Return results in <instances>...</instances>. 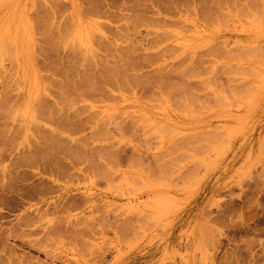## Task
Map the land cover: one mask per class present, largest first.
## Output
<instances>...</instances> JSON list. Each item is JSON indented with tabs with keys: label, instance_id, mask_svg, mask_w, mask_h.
I'll return each mask as SVG.
<instances>
[{
	"label": "rangeland",
	"instance_id": "1",
	"mask_svg": "<svg viewBox=\"0 0 264 264\" xmlns=\"http://www.w3.org/2000/svg\"><path fill=\"white\" fill-rule=\"evenodd\" d=\"M263 10L0 0V264H264Z\"/></svg>",
	"mask_w": 264,
	"mask_h": 264
},
{
	"label": "bare ground",
	"instance_id": "2",
	"mask_svg": "<svg viewBox=\"0 0 264 264\" xmlns=\"http://www.w3.org/2000/svg\"><path fill=\"white\" fill-rule=\"evenodd\" d=\"M257 1H258V0H257ZM258 6H259V5H258ZM259 8H260V7H259ZM263 11H264V10H263ZM258 14L261 15L260 13H258ZM27 20H28V19H27ZM3 22H4V21H3ZM90 28H91V27H90ZM91 29H92V28H91ZM7 32H8V31H7ZM85 33H86V31H85ZM88 33H89V32H88ZM90 33H91V32H90ZM29 35H30V34H29ZM75 35H76V34H75ZM87 35H89V34H87ZM76 37H77V36H76ZM80 37H82V36H80ZM80 37H79V38H80ZM73 38H75V37H73ZM74 40H75V39H74ZM76 40H77V39H76ZM79 40L81 41L80 43H82V44H83L84 42L86 43V41H83V42H82L81 38H80ZM72 42H73V41H72ZM77 42H78V41H77ZM77 42H76V43H77ZM74 43H75V42H74ZM74 43H73V44H74ZM3 44H5V43L3 42ZM28 44H29V43H28ZM82 44H80V45H82ZM80 45H79L78 47H76L77 50H79ZM85 45H86V44H85ZM87 45H88V44H87ZM4 46H5V45H4ZM82 46H83V45H82ZM14 47H15V46H14ZM16 47H17V46H16ZM84 47H85V46H83L82 48H84ZM0 48H1V47H0ZM82 48L80 47V50H83ZM88 48H89V47H88ZM108 48H109V47H108ZM4 49L6 50V48H4ZM15 49H16V48H15ZM92 49H93V50H92ZM92 49H91L92 51H91L90 49H89V50H90V51L92 52V54H93V52H94L95 50H94V48H92ZM80 50H79V51H80ZM84 50H85V49H84ZM84 50L81 51V53H78L77 55H80V54H81L80 57H81V58L84 57L85 54H84V55L82 54L83 52H86V50H85V51H84ZM75 51H76V50H75ZM90 51H89V52H90ZM14 52H15V51H14ZM0 54H1V53H0ZM2 54H3V53H2ZM4 54H5V53H4ZM90 54H91V53H88V55H90ZM92 54H91V55H92ZM82 55H83V56H82ZM1 57L3 58V56H1ZM104 59H105V58H104ZM104 59H103V60H104ZM103 60H102V61H103ZM102 61H101V62H102ZM30 62H31V61H30ZM101 62H100V63H101ZM102 63H104V62H102ZM102 63H101V64H102ZM95 64H96V63H95ZM95 64H94V65H95ZM101 64H100V65H101ZM124 64H125V63H124ZM104 65L107 67L106 64H104ZM121 65H122V64H121ZM97 66H98V65H97ZM87 67H88V66H87ZM106 67H104V68L101 67V68L105 70ZM92 68H95V66L92 67ZM122 68H123V65H122ZM124 68H125V65H124ZM2 69H3V68H2ZM87 69H89V67H88ZM90 69H91V68H90ZM97 69H98V68H97ZM110 69H111V68L108 67V68L106 69L107 71H105L104 73H99L100 75L103 76V77H102V80H103V81H104V79H108V78L110 79L111 76H112L111 78L115 79L116 76L118 75V74L116 75V71H115V70H114V73H113V70H112V69H111V72H112L113 74H112V73H111V74L108 73V71H109ZM94 70H95V69H94ZM104 70L99 71V72H103ZM89 71H91V70H89ZM123 71H125V69H124ZM66 72H68V71H66ZM106 72L108 73V75H109L110 77L107 76ZM91 73H93V71H92ZM124 73H125V72H124ZM124 73H123L122 75H124ZM68 74H69V73H68ZM68 74H65V75L68 76ZM89 74H90V73H88V75H89ZM104 74H105L108 78H107V77H104V76H105ZM25 75H26V74H25ZM86 75H87V74H86ZM119 75H120L119 77H121V78L123 79V80H122V79L119 78L122 82L125 81V80H124V77H125V76H126L125 79H129V78H130L129 75H125L124 77L121 76V73H120ZM66 76H65L64 78H66ZM113 76H115V77H113ZM127 76H129V77H127ZM34 77H36V75H35ZM71 77H72V76H71ZM82 77L84 78V79L82 78V81H85L86 84H85V82L82 83L80 86H79V84H78L77 87H80V89H83V88L86 87L85 85H87V81H88V80H92L91 78L89 79V77H91V75L88 76V80H87V77H86V78H85L84 76H82ZM100 77H101V76H100ZM26 78H27V77H26ZM72 78H73V77H72ZM36 79H37V78H36ZM36 79H35V80H36ZM116 79H117V78H116ZM119 79H118V80H119ZM64 80H65V79H64ZM68 80H69V81H68ZM73 80H74V79H73ZM111 80H112V79H111ZM120 80H119V82H120ZM24 81H25V80H24ZM32 81H34V80H32ZM36 81H37V80H36ZM62 81H63V80H62ZM67 81L69 82V84H68ZM67 81H66L67 84L70 85V86H72L71 83H70V82H72V81L70 80V76H68ZM106 81H107V80H106ZM114 81H115V80H114ZM129 81H130V80H129ZM129 81H126V83H129ZM163 81H164V80H163ZM163 81H162V82H163ZM37 82H38V81H37ZM66 82H65V83H66ZM91 82H92V81H89V86H90V84H92V86H93V83H94V82H93V83H91ZM101 82H102V81H101ZM109 82H110V81H109ZM109 82H108V83H109ZM63 83H64V82H63ZM104 83H105V81H104ZM112 83H113V82H112ZM170 83H171V82H170ZM31 84H32V83H31ZM31 84H30V85H31ZM37 84L39 85V83H37ZM37 84L34 85V89H33V90H35V93H37L36 96H38L39 99H40V101H41V100H42V95H43V93H44L45 91H43V93H41V96H39V95H40V88H39L40 86H38ZM72 84H73V83H72ZM124 84H125V83L123 82V86H124ZM163 84H164V83H163ZM173 84H174V83H173ZM58 85L60 86V85H61V82H60ZM68 85H67V86H68ZM74 85H75V84H74ZM82 85H83V86H82ZM118 85H119V84H118ZM175 85H176V84H175ZM4 86H5V85H4ZM35 86H36V87H35ZM37 86H38V89H37ZM61 86H62V85H61ZM64 86H66V84L63 85L62 88H63ZM67 86H66V87H67ZM81 86H82L83 88H82ZM84 86H85V87H84ZM87 86H88V85H87ZM89 86H88V87H89ZM165 86H166V85H165ZM171 86H172V85H171ZM173 86H174V85H173ZM177 86H178V84H177ZM6 87H7V86H6ZM66 87H65V88H66ZM68 87H69V86H68ZM68 87H67L66 90H68ZM75 87H76V86H75ZM75 87H73L74 90H76V88H77V87H76V88H75ZM88 87H86V88H88ZM93 87H94V86H93ZM69 88H70V87H69ZM90 88H91V86H90ZM171 88H172V87H171ZM176 88H177V87H176ZM178 88H179V87H178ZM71 89H72V87L70 88V91H74L73 89H72V90H71ZM4 90H5V89H4ZM6 90H7V89H6ZM88 90H90V89H87V91H88ZM174 90L176 91L177 89L174 88ZM38 91H39V92H38ZM68 91H69V90H68ZM70 91H69V92H70ZM77 91H78V89H77ZM77 91H75V92L77 93ZM80 91H81V90H80ZM80 91H79V92H80ZM87 91H86V89H83V90L81 91V94H82L83 92L86 93ZM63 92L65 93V90H63ZM79 92H78V94H79ZM1 93H2V92H1ZM35 93H34V94H35ZM66 93H67V91H66ZM70 93H71V92H70ZM73 93H74V92H73ZM3 94H4V93H3ZM44 94H45V93H44ZM62 94H63V93H62ZM67 94H68V93H67ZM4 95H6V94H4ZM30 95H31V94H30ZM63 95H64V94H63ZM70 95H71V94H70ZM72 95H73V94H72ZM79 95H80V94H79ZM45 96H47V95H45ZM75 96H76V95H75ZM83 96H84V94H83ZM83 96H80V100H82L81 98H82ZM67 97H68V95H67ZM43 98H44V97H43ZM76 98H77V97H76ZM3 99H4V98H3ZM39 99H36V100H39ZM44 99H45L44 102H46V98H44ZM70 99H71V98H70ZM5 100H6V99H5ZM8 100H9V99H8ZM47 100H48V99H47ZM65 100H67V99L65 98ZM63 101H64V100L60 101V104H62L61 102H63ZM69 101H70V100H69ZM4 102H5V101H4ZM8 102H9V101H8ZM37 102H38V101H37ZM44 102H42V103H43L42 106L45 104ZM65 102H66V101H65ZM70 102H71V101H70ZM70 102H69V103H70ZM161 102H162V101H161ZM47 103H48V102H47ZM49 103H50V102H49ZM6 104H7V103H6ZM11 104H13V103H11ZM11 104H10V105H11ZM50 104H51V103H50ZM60 104H59V105H60ZM64 104H65V103H64ZM64 104H63V105H64ZM75 104H76V103H75ZM75 104H74V105H75ZM3 105H4V104H3ZM7 105H8V104H7ZM16 105H17V104H16ZM19 105H20V104H19ZM19 105H17V106H19ZM33 105H34V104H33ZM36 105H37V104H36ZM38 105L40 106L39 108H41V109L38 108V110H40V111H38V112H40V113L42 114V113H43V110H44V113L46 112L45 115H48V114H47V111L50 112L49 109H50V107H51L52 105L49 107V104H48L46 107H48L49 109L46 108L47 110L45 109V107H44V108L41 107V102H40ZM59 105H58V107H59ZM13 106H14V105H13ZM17 106H15V108H16ZM71 106H72V105H71ZM0 107H2V106H0ZM6 107H7V106H6ZM27 107H28V104H27ZM34 107H35V106H33V108H34ZM58 107H57V108H58ZM61 107H62V106H61ZM92 107H93V106H91V108H92ZM3 108H4V107H3ZM11 108H12V107H11ZM15 108H14V112H16V111H15ZM17 108H18V107H17ZM53 108H54V107H53ZM53 108H51V109H52V110H51V111H52V112H51L52 115H51L50 113H49V115H48L49 118H52L53 115H55V112H56V111L54 112L53 110H56V109H53ZM66 108H67V107H66ZM7 109H9V107H7ZM7 109H6V110H7ZM35 109H36V107H35ZM35 109H34V110H35ZM59 109H62V108H59ZM59 109H58V110H59ZM68 109H69V108H68ZM75 109H78V108L76 107ZM9 110L12 111L13 108H12V109H9ZM9 110H8V112H10ZM18 110H19V109H18ZM58 110H57V111H58ZM73 110H74V109H73ZM14 112H13V113H14ZM76 112H77V111H76ZM17 113H18V112H17ZM34 113H35V111H34ZM9 114H10V113H9ZM35 114H36V113H35ZM30 115H31V114H30ZM32 115H33V114H32ZM32 115H31V116H32ZM12 116H13V114H12ZM18 116H20V115H18ZM18 116L16 115L15 117H18ZM28 116H29V115H28ZM35 116H36V115H35ZM37 116H38V115H37ZM50 116H52V117H50ZM69 117H70V116H69ZM7 118H8V117H7ZM32 118H33V116H32ZM53 118H54V117H53ZM1 119H2V117H1ZM17 119H18V118H17ZM33 119H34V118H33ZM33 119H30V117H29V122H30V120H31L30 123H35L36 120H35V119L33 120ZM109 119L111 120V118H109ZM116 119H118V118H116ZM12 120L15 121L14 118H13ZM49 120H50V119H49ZM54 120H55V119H54ZM71 120H72V119H71ZM114 120H115V119H114ZM0 121H1V120H0ZM16 121H18V120H16ZM32 121H33V122H32ZM106 121H107V120H106ZM112 121H113V120H112ZM112 121H111V122H112ZM18 122H20V121H18ZM21 122H22V121H21ZM111 122H109V123H111ZM116 122H117V121H116ZM36 123H37V122H36ZM36 123H35V124H36ZM38 123H39V122H38ZM38 123H37V126L39 125ZM101 123H102V122H101ZM103 123H104V122H103ZM111 124H112V123H111ZM53 125H54V124H53ZM56 125H57V124H56ZM56 125H55V126H56ZM38 127H39V126H38ZM34 128H35V127H34ZM36 128H37V127H36ZM56 128H57V127H56ZM98 129H99V127H98ZM36 130H37V129H36ZM96 130H97V129H96ZM34 131H35V130H34ZM34 131H33V132H34ZM38 131H39V130H38ZM59 131H60V130H59ZM35 132H37V131H35ZM37 133H38V132H37ZM38 134H39V133H38ZM46 134H48V133H46ZM46 134H44V135L42 134V135L44 136L43 138H44L45 140H48V139H49L48 136H47L48 138H47V137L45 138V135H46ZM39 135H40V134H39ZM48 135H49V134H48ZM39 137L41 138V136H39ZM58 137H59V136H58ZM43 138H42V139H43ZM42 139H41V140H42ZM44 139H43V140H44ZM50 139H52V138H50ZM43 140H42V141H43ZM45 140H44V141H45ZM26 141H27V140H26ZM41 143H42V142H41ZM45 143H46V141H45ZM48 143L50 144V141H48ZM118 143H119V141H118ZM46 144H47V143H46ZM51 145H52V144H51ZM42 146H43V144H42ZM113 146H114V145H113ZM47 147H48V146H47ZM47 147H45V148H47ZM52 147H53V146H52ZM35 149H36V148H35ZM64 149H65V148H63L62 150L64 151ZM36 150H38V148H37ZM66 150H67V149H66ZM66 150H65V151H66ZM50 151H51V150H50ZM67 151H68V150H67ZM67 151H66V152H67ZM98 151H99V150H98ZM98 151H96V152H98ZM37 152H38V151H36V153H37ZM68 152H70V151H68ZM68 152H67V153H68ZM74 152H75V151H74ZM74 152H73V153H74ZM86 152H87V151H86ZM73 153H72V154H73ZM87 153H88V152H87ZM98 153H99V152H98ZM74 154L76 155L77 153H74ZM34 155H36V154H34ZM32 156H33V155H32ZM32 156H31V158H32ZM97 156H98V155H97ZM100 156H101V155H100ZM104 156H105V155H104ZM43 157H44V156H43ZM50 157H52V155H51ZM50 157H49V158H50ZM98 157H99V156H98ZM101 157H102V156H101ZM37 158H38V157H37ZM47 158H48V157H47ZM52 158H53V157H52ZM102 158H103V157H102ZM54 159H55V158H54ZM55 160H56V159H55ZM101 162H102V161H101ZM96 163H97V162H96ZM163 172H165V171H163Z\"/></svg>",
	"mask_w": 264,
	"mask_h": 264
}]
</instances>
